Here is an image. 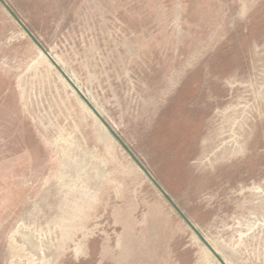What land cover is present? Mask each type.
<instances>
[{
    "label": "rangeland",
    "instance_id": "obj_1",
    "mask_svg": "<svg viewBox=\"0 0 264 264\" xmlns=\"http://www.w3.org/2000/svg\"><path fill=\"white\" fill-rule=\"evenodd\" d=\"M0 264H264V0H0Z\"/></svg>",
    "mask_w": 264,
    "mask_h": 264
}]
</instances>
